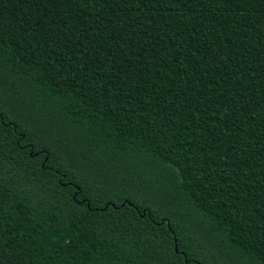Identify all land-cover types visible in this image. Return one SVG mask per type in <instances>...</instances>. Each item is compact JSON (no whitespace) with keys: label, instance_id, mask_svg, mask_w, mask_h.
<instances>
[{"label":"trees","instance_id":"1","mask_svg":"<svg viewBox=\"0 0 264 264\" xmlns=\"http://www.w3.org/2000/svg\"><path fill=\"white\" fill-rule=\"evenodd\" d=\"M0 264H264V0H0Z\"/></svg>","mask_w":264,"mask_h":264}]
</instances>
